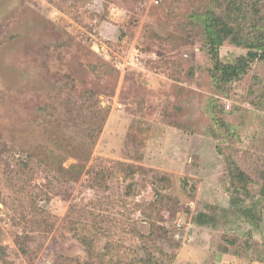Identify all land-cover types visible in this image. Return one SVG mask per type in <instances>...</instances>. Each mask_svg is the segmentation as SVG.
<instances>
[{
    "label": "rangeland",
    "instance_id": "obj_1",
    "mask_svg": "<svg viewBox=\"0 0 264 264\" xmlns=\"http://www.w3.org/2000/svg\"><path fill=\"white\" fill-rule=\"evenodd\" d=\"M212 1L0 0V264H264V61L217 92L190 24ZM84 91L95 139L67 105ZM118 162L134 181L101 178ZM236 167L258 182L257 225L197 224L229 208Z\"/></svg>",
    "mask_w": 264,
    "mask_h": 264
},
{
    "label": "trees",
    "instance_id": "obj_2",
    "mask_svg": "<svg viewBox=\"0 0 264 264\" xmlns=\"http://www.w3.org/2000/svg\"><path fill=\"white\" fill-rule=\"evenodd\" d=\"M212 4L205 11L192 14L190 24L200 30L203 47L213 64L210 75L214 80L217 92L228 96V89H231L234 83L249 75L256 62L264 61V0H213ZM226 43L246 49L247 54L232 63H225L221 58L220 50ZM67 105L75 109L81 117L86 116L84 112H90L91 123L86 129L88 132L85 135L90 139H95L101 128L100 125L96 128V121L103 120L104 116L103 111H100L98 95L93 91H84ZM72 109L71 115L74 114ZM215 132L218 130L215 129ZM17 167L19 174L20 170H25L28 167V164L20 160L17 161ZM139 172L140 169L132 165L118 162L112 168L100 172L99 175L101 178H106V176L112 177L118 173V175H124L125 179L134 181L135 175ZM160 180L170 182L167 176H163ZM231 183L229 192L232 197L229 208H221L219 216L217 215L218 208H214L212 214H200L196 219L197 224L216 226L219 219L228 218L232 214L242 216L252 225H257V220H259L255 214L257 205L252 200L257 191L258 182L241 167H236L232 172ZM188 184L189 180L184 179V187ZM133 185L134 182H131L129 189H132ZM258 191L264 194V186H261ZM43 195L49 202L48 195ZM248 201H252V205L247 204ZM36 202L35 197L34 203ZM33 211L36 217L49 214L47 208L37 204ZM218 217L220 218L218 219ZM44 218L50 220L49 217L44 216ZM145 263H153V258L148 257Z\"/></svg>",
    "mask_w": 264,
    "mask_h": 264
}]
</instances>
